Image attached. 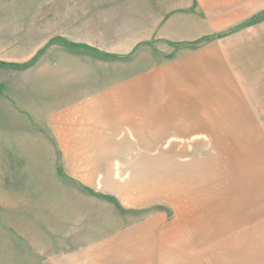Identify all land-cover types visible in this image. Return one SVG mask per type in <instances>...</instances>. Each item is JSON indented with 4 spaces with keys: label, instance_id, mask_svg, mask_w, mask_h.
Instances as JSON below:
<instances>
[{
    "label": "rangeland",
    "instance_id": "1",
    "mask_svg": "<svg viewBox=\"0 0 264 264\" xmlns=\"http://www.w3.org/2000/svg\"><path fill=\"white\" fill-rule=\"evenodd\" d=\"M0 264H264V0H0Z\"/></svg>",
    "mask_w": 264,
    "mask_h": 264
},
{
    "label": "crops",
    "instance_id": "2",
    "mask_svg": "<svg viewBox=\"0 0 264 264\" xmlns=\"http://www.w3.org/2000/svg\"><path fill=\"white\" fill-rule=\"evenodd\" d=\"M174 39H176V40H184V39H186V38H184V37H179V38H174ZM239 72H241L240 70L237 72V73H239ZM240 74V73H239ZM243 80V79H242ZM231 87H233V86H230V88ZM234 93H236V95L238 96H240V94H239V92L236 90V91H234Z\"/></svg>",
    "mask_w": 264,
    "mask_h": 264
}]
</instances>
